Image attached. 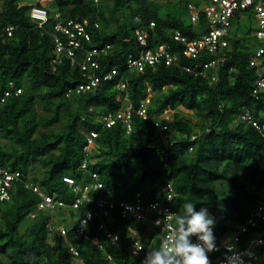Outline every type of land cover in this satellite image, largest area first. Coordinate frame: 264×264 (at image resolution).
Wrapping results in <instances>:
<instances>
[{
    "label": "trees",
    "instance_id": "1",
    "mask_svg": "<svg viewBox=\"0 0 264 264\" xmlns=\"http://www.w3.org/2000/svg\"><path fill=\"white\" fill-rule=\"evenodd\" d=\"M186 1L174 0L170 4L173 12H169L161 0H55L56 7L47 8L51 15L48 23L39 28L28 14L32 5L0 0V98L7 89H22L20 94L0 101V165L22 171L24 179L30 176L48 194L71 204L74 194L62 177L91 181L79 166L86 157L83 146L87 133L95 131L88 168L97 173L102 187L89 195L115 200L112 218L106 224L118 234L115 244L105 243V250H101L75 236L78 220L71 224L61 215L58 218L67 226V234L55 231L51 244L47 222L55 214L37 210L39 197L18 182L10 200L0 202V264H63L59 256L64 264H71V260L82 264H139L141 254L131 253L133 239L128 231L136 230L148 250L161 246L160 237L147 229L146 223L123 216L120 201H131L139 193L144 203L163 202V187L168 182L174 190L170 206L177 214L176 227L183 204L189 200L210 207L217 217L218 238L232 231L238 233L258 205L264 211V134L239 117L246 107L264 123V97L255 99L251 94L256 71L249 66V58L256 38L249 29L246 38L251 43L246 44L242 36L233 33L228 59L220 66L215 81L185 71L180 65L195 61L181 54V45L172 40L171 34L177 29L189 37L196 35L186 16ZM56 12L61 19H88L92 33L89 48L111 44L99 57L100 74L118 66L111 81L102 82L93 91L66 96L82 76L69 59L54 61L50 32L58 19L52 16ZM95 20L98 28L93 26ZM203 23L202 17L199 27ZM9 24L14 27L11 36L1 30ZM140 27L147 30L145 45L137 40L136 29ZM160 44L178 53L179 64H157L143 72L124 66L129 55L156 49ZM125 79L126 92L135 106L147 96L148 88L151 91L149 119L133 114L129 133L121 122L105 127L97 118L118 110L125 92L116 83ZM178 106L193 110L197 121L179 112L165 117L166 110ZM82 114L85 118L80 120ZM156 119L167 126L162 132L156 131ZM193 134L197 136L191 140ZM91 210L92 203L85 201L75 212L70 210L69 216L81 217ZM98 221L92 220L89 233L103 240ZM238 236L240 246L252 236L264 239V219ZM70 246L78 256L72 254ZM258 249L261 257L256 262L264 264V246ZM222 252L212 254L213 264Z\"/></svg>",
    "mask_w": 264,
    "mask_h": 264
},
{
    "label": "built area",
    "instance_id": "2",
    "mask_svg": "<svg viewBox=\"0 0 264 264\" xmlns=\"http://www.w3.org/2000/svg\"><path fill=\"white\" fill-rule=\"evenodd\" d=\"M186 16L191 25H193L195 36L189 37L180 30L175 29L171 38L173 41L181 45L180 52L187 57L192 64H181L180 66L187 72H192L196 75H202L210 78V81H215L218 78L217 72L222 64L228 59V51L231 48L234 20L241 19L248 15L254 18L255 26L251 32L258 40L257 45L249 58V66L254 67L256 78L253 82L252 96L255 99L264 97V0H187ZM29 16L39 28H44L48 23L51 15L47 9L42 6H31ZM56 21L51 28V37L54 44V61L60 63L63 59H69L71 65L79 67L82 79L72 89L66 92L69 96L72 92L80 93L95 90L102 82L111 81L114 75L118 72V66L114 65L110 70L99 73L100 62L99 57L105 55L111 44L102 46L88 47L87 44L92 41V33L88 29L89 21L87 18L79 20L78 18L61 19L60 13L56 12L52 15ZM204 19V25L199 27L201 18ZM135 20H139L135 17ZM93 26L98 28L97 20L93 22ZM149 26H154V22H149ZM13 25L2 27L7 36L12 35ZM137 40L141 45H145L147 38V30L145 27L136 29ZM179 55L176 52L169 50L167 44H160L156 49H142L137 55H129L124 66L130 71L143 72L146 67H154L157 64L170 66L179 64ZM12 85V82H10ZM119 90L125 92L122 103L118 110L100 114L97 118L103 126H112L118 121H121L126 132H130L132 126V116L136 114L142 119H149L148 104L150 95L142 99L138 106H135L127 94V79L119 80L116 83ZM149 91V88H148ZM22 92L21 88H16L15 91L7 89L0 101H4L7 96L12 94L17 95ZM239 117L246 123L252 124L259 132L264 134V123L259 122L252 116L248 108H243V112ZM84 119V116L81 117ZM156 130L162 132L167 128L166 124L159 119L153 121ZM97 133L90 131L86 137V144L83 146V151L86 157L80 163L79 170L87 173L91 181L77 182L73 176L64 175L62 180L70 187L74 194V200L71 204L65 203L62 199L56 198L55 194H48L39 184L34 183L28 176L26 179L24 173L18 169H12L9 166L0 165V202L8 201L12 195L14 185L21 182L24 188L31 190L39 197L38 209L45 212H53L55 210H75L83 202H91L92 210L85 215L78 217L73 216L68 221L71 224L78 220L74 232L77 238L89 240L97 245L101 250H105V243L111 245L118 240V234L107 228L106 222L112 218V211L115 207V200L109 196H98L91 198L89 193L97 191L102 187V183L98 181V175L88 168V151L93 143ZM196 134L190 136L193 140ZM191 149V148H190ZM165 192L164 201L152 200L147 203L142 202L140 194L136 193L131 201H120L121 214L127 218H132L147 224V229H152L157 232L160 237L161 246L163 242L171 241L178 231V227L174 225L176 212L171 209L170 202L174 196V190L170 182L163 187ZM124 205H132V211H126ZM155 205V207H153ZM34 213L31 216L34 217ZM51 217L47 222L50 236L59 231L62 236L67 234V226L61 223L59 218ZM94 218L99 219L98 229L102 231L103 240L91 236L90 223ZM259 219H264V211L262 205H258L254 209L246 222L239 226V232H245L249 227L256 226ZM159 220V223H156ZM61 223V224H60ZM148 232V231H147ZM128 234L132 236L130 251L134 256L140 255L139 264L145 257L144 249L139 234L136 230L130 229ZM240 239V237H239ZM258 246H264V239L258 236H252L247 240V243L240 246V249H250L256 253V258L253 264H259L256 261L261 257ZM70 251L74 256H78V251L70 246ZM223 250V249H221ZM215 253V252H214ZM110 259L111 256L107 254ZM222 256L216 257V264H220Z\"/></svg>",
    "mask_w": 264,
    "mask_h": 264
},
{
    "label": "clouds",
    "instance_id": "3",
    "mask_svg": "<svg viewBox=\"0 0 264 264\" xmlns=\"http://www.w3.org/2000/svg\"><path fill=\"white\" fill-rule=\"evenodd\" d=\"M234 32L235 30H233V33ZM236 35H238V31L236 32ZM251 35L254 36L253 34ZM233 37L234 34H232V41ZM255 43L256 46L258 43L257 39ZM149 92L150 89L148 91V94L151 95ZM82 116L84 115L82 114ZM80 120L83 119L81 118ZM89 133L90 131L87 133V135H89ZM88 158L89 161H91L89 154ZM124 207L126 211L133 210L132 205H124ZM153 207H155V205H153ZM37 210H39L38 205ZM58 211L63 210H55L53 212L56 215ZM70 212L71 211L69 210L66 211L67 214H64L66 220L71 218L69 216ZM178 219V231H176L173 237L169 238L171 243H169V241H165L163 242L162 246L153 247L147 250L141 264H213L212 254L214 252H220L221 249H223V252L221 253L222 260L220 264H253V261L256 258V253L251 251L250 249H240L239 236L236 233H229L223 238H218L215 232V228L217 225V217L210 210L209 206L203 204L197 206V204L191 200L185 201L183 204L182 214L179 216ZM156 223L158 224L159 220H156Z\"/></svg>",
    "mask_w": 264,
    "mask_h": 264
},
{
    "label": "rangeland",
    "instance_id": "4",
    "mask_svg": "<svg viewBox=\"0 0 264 264\" xmlns=\"http://www.w3.org/2000/svg\"><path fill=\"white\" fill-rule=\"evenodd\" d=\"M161 1L165 2L164 7H166V9L169 12H173V6H171L170 4L172 2H174V0H161ZM19 3L32 5V6H43V7L49 8V9H54L56 7L55 0H19ZM254 26H255L254 18L252 16L248 15V16H246L244 18H241V19H235L234 20L233 30H235V32L238 31V35H236V36L237 37L242 36L244 43L250 44L251 42H249V40L246 38V33L248 32L249 29L250 30L253 29ZM253 47H255V45H253ZM149 93L151 94V91ZM36 105L39 106L38 104H36ZM174 112H179L185 118H188V119H190V120H192L194 122L197 121V119H198L197 115L195 114V112L193 110L187 109L184 106H178L174 110L173 109L172 110L171 109L166 110L164 112V115H165V117L170 118ZM42 171H43V169L41 168V170H39V173H42ZM64 214H67L66 211H64V210L60 211L59 213H57L55 215V218H58V216H61V215H64ZM229 233H235V232L232 231V232H229ZM229 233H227V234H229ZM48 241L51 244L54 243L52 235L48 238ZM56 252H57V250H56ZM59 260H60L61 263L64 264V260H63V258L61 256H59ZM71 264H82V263H80L79 261H76V260H71Z\"/></svg>",
    "mask_w": 264,
    "mask_h": 264
}]
</instances>
